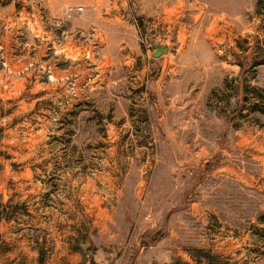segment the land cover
Wrapping results in <instances>:
<instances>
[{
    "label": "rangeland",
    "instance_id": "rangeland-1",
    "mask_svg": "<svg viewBox=\"0 0 264 264\" xmlns=\"http://www.w3.org/2000/svg\"><path fill=\"white\" fill-rule=\"evenodd\" d=\"M0 264H264V0H0Z\"/></svg>",
    "mask_w": 264,
    "mask_h": 264
},
{
    "label": "built area",
    "instance_id": "built-area-1",
    "mask_svg": "<svg viewBox=\"0 0 264 264\" xmlns=\"http://www.w3.org/2000/svg\"><path fill=\"white\" fill-rule=\"evenodd\" d=\"M74 11L77 13H81L84 11V6H78L76 7V9L70 8V9L65 10L63 12L62 17L59 19H56L54 22L57 25V28L61 30L62 35H66L67 37L70 36L72 37L73 42H76L74 44L79 48L78 52L86 51L87 55H89L90 49L88 48H92V47L99 45V41L100 39H102V37L100 36V31L96 27H92L90 29L63 27L64 24L73 17ZM38 36H40V33L38 34ZM94 39H97V41L95 42ZM60 42L61 41L59 39V36H57L56 38H53L52 40L53 48L57 50L58 52H62L64 48L68 47V46L60 47L59 46Z\"/></svg>",
    "mask_w": 264,
    "mask_h": 264
},
{
    "label": "water",
    "instance_id": "water-1",
    "mask_svg": "<svg viewBox=\"0 0 264 264\" xmlns=\"http://www.w3.org/2000/svg\"><path fill=\"white\" fill-rule=\"evenodd\" d=\"M155 47V51L153 52L154 56H159L161 55L164 51L168 50V46H161V45H156L154 44ZM252 64H250L249 66H251Z\"/></svg>",
    "mask_w": 264,
    "mask_h": 264
}]
</instances>
